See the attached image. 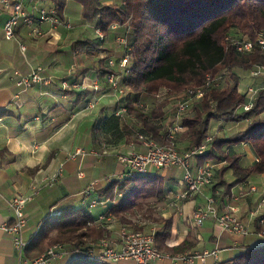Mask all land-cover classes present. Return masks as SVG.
<instances>
[{
  "label": "crops",
  "instance_id": "obj_1",
  "mask_svg": "<svg viewBox=\"0 0 264 264\" xmlns=\"http://www.w3.org/2000/svg\"><path fill=\"white\" fill-rule=\"evenodd\" d=\"M24 4L34 12L35 6L51 7L48 0H24ZM82 9L80 2L68 1L64 19L72 24V28L43 24L39 26L42 34L35 35L31 26L21 25L15 37L7 39L4 25L12 9L0 3V264H22L26 257V247L18 250L12 235L4 229L5 224L13 221L11 200L19 194L32 193V186L57 170H63L60 181L53 187H43L26 204L28 225L20 237L28 244L38 231L42 217L58 199L71 194L81 202L92 183V194L101 200L89 208L94 217L98 218L108 213L112 206H121L124 202L125 191L118 192L114 200L101 198L100 194L113 181L119 182V186L125 184L126 168L117 155L131 150L129 144L133 138L129 139L124 125L134 130L138 125L127 116L120 97L108 84L102 83L96 73L98 60L104 54L90 48L83 53L72 47L77 39L97 40L94 25L82 20ZM122 32V26H115L105 41L104 47L115 51L112 58L116 60L122 54L114 39L118 40ZM39 66L42 67L41 74L52 77V82L34 83L29 88L17 85L16 80L20 76ZM67 89L75 93H66ZM82 93L83 99L78 97ZM179 96L163 90L151 97L155 103L166 101L163 109L168 117L164 124L168 129L175 122L183 123L176 116ZM261 118H264V113ZM246 124L217 122L213 124L212 133L229 136L244 129ZM180 141L181 145L179 142L178 145L185 148L187 142L181 138ZM236 148L243 153L242 166H250L258 160L249 143ZM136 149H143L139 141ZM79 150L81 152L77 154ZM207 163L216 171L225 164L219 159H211ZM161 170L154 169L152 173L164 178L165 195L161 199L139 200L134 211L123 212L128 219L126 224L116 218V222L107 227L113 238L119 239L122 226L132 229L143 226V230H149L154 225L161 230L162 224L153 220L172 218V236L166 244L177 246L189 238L195 245L184 253L218 252V257L209 255L204 261L196 259L190 263L165 257L151 264H218L232 260L247 247L264 245V236L256 231L258 215L264 214V208H258L264 198V173L234 187L231 195H223L224 186H214L206 187L202 193L192 197H181L185 190V170L180 167ZM227 177L230 179V174ZM251 185H256V192L250 190ZM211 193L217 196L218 212L233 208L235 215L247 224L248 234L223 230L214 218L206 220L201 227L195 225L194 210ZM118 264L138 263L123 259Z\"/></svg>",
  "mask_w": 264,
  "mask_h": 264
},
{
  "label": "trees",
  "instance_id": "obj_2",
  "mask_svg": "<svg viewBox=\"0 0 264 264\" xmlns=\"http://www.w3.org/2000/svg\"><path fill=\"white\" fill-rule=\"evenodd\" d=\"M48 1L64 19L69 0ZM75 1L82 4V20L94 25V30L100 29L107 38L115 26H122L129 39L130 62L124 69L110 66L109 60L114 53L104 47L106 38L104 42L97 37V40L84 38L72 43L74 49L83 53L90 48L104 54L96 69L100 80L108 84L106 76L114 73L128 90L120 97V102L126 107L127 116L138 125L136 130L124 125L129 139H136L138 130L160 144L170 142L169 129L164 124L168 117L163 109L166 101L155 103L151 97L164 89L179 96L190 87L203 85L207 76L220 84L219 79L225 74L227 79L223 86H210L200 101L181 114L187 129L176 134L175 142L179 150L185 151L200 147L208 137L211 138L208 149L195 156L194 162L198 165L211 159L225 162L218 171L215 170L213 183L206 186H224V196L231 195L234 187L264 173V118H261L264 113V73L252 106L246 110L249 98L241 89L242 79L238 72L251 74L253 69L264 65V49L255 45L251 51L242 52L232 41L256 42L260 34H264V0ZM211 9H215V13L204 15ZM120 54L124 56L125 50ZM66 93L75 91L67 89ZM78 97L83 99V93ZM217 122L247 124L244 129L225 136L212 133L213 124ZM179 137L187 142L185 148L180 147ZM243 143L251 145L258 159L247 167L241 165L243 153L236 148ZM124 181L121 186L113 181L100 194L101 198L114 200L118 192L125 191L123 204L112 206L109 211L122 224L128 222L123 212L134 211L139 200L161 199L165 195V182L160 174H142ZM211 194L217 201V196ZM92 207L77 202L71 194L58 199L42 217L38 231L25 248V256L34 258L50 245L62 243L73 255L64 264H114L101 256L102 250L98 246L95 247V256L91 258L89 254L92 243L103 237L112 238L108 228L95 223L97 217L89 209ZM57 211L61 213L58 215ZM263 217L264 214L258 215L257 232L264 230V223L260 222ZM153 221L162 224L161 230L156 232V244L162 251L175 255L194 247L189 238L177 246L166 244L172 236V218ZM141 227L134 229L143 230ZM218 264H264V245L247 247L232 260Z\"/></svg>",
  "mask_w": 264,
  "mask_h": 264
},
{
  "label": "built area",
  "instance_id": "obj_3",
  "mask_svg": "<svg viewBox=\"0 0 264 264\" xmlns=\"http://www.w3.org/2000/svg\"><path fill=\"white\" fill-rule=\"evenodd\" d=\"M0 3L4 4L6 8L12 9L4 25V32L7 39L14 38L16 29L23 24L31 26L35 35L42 34V30L39 26L43 24H49L53 27L60 25L66 28L72 27L69 21L58 15L54 7L37 8V6H35L34 9L36 11L34 12L26 8L24 0H0ZM95 33L98 35L97 37L100 41L104 40V33L100 29L96 28ZM232 41L236 48L242 52L251 51L255 45L264 49L263 33L260 34L256 42L245 39H233ZM122 42L126 44L124 49L125 54L118 60L111 58L109 60L110 66H119L123 68L128 65L130 60V48L127 41L122 40ZM22 48L23 50L25 49L23 45ZM41 71L42 67L39 66L31 73L20 76V78L16 80L17 85L29 88L34 83H49L53 81L52 77L43 76ZM262 72H264V65L256 67L251 73L253 76H257ZM106 80L109 87L118 97H123L127 94L128 90L122 86L118 75L114 73L108 74ZM96 84H98V80L95 82V86L97 87L98 85ZM217 84L218 83L215 81L213 82L210 76H207L203 85L188 88L177 100V118L182 120L181 114L188 111L195 103L200 101L210 86ZM164 92L167 93V89H164ZM255 94L256 90L250 88V92L247 94L249 101L245 105L246 110L251 108ZM186 129L187 127L184 126L183 123L175 122L174 125L169 128L168 136L171 141L166 144H160L153 139H149L137 130V138L132 140L129 144L131 150H129L128 153H119L117 155L119 162L126 168L124 179L132 180L142 174H151L154 169L180 167L185 170L183 179L185 190L181 194V197H192L201 193L204 187L213 183L215 169L214 166L209 165L207 162L198 165L195 164L194 160L195 156L202 154L208 149L211 138L208 137L207 142L200 147L181 151L175 142V137L177 133L184 132ZM137 141L142 144V150L136 149ZM80 152L81 150H79L77 154ZM62 175L63 170L59 169L52 176L44 178L39 184L32 186V193L19 194L11 200L10 205L14 211L13 221L9 224H5L4 229L12 235L18 250L22 251L28 245V242L23 241L20 237L21 232L25 230L28 225V215L26 213L27 202L34 198L43 187L55 186L60 181ZM250 190L256 192V185H251ZM92 192L93 183L92 186L84 192L81 201L84 204H89L94 207L98 203H101V200H98L96 195L92 194ZM122 195L123 194H120V196ZM258 208H264V198L259 202ZM233 210V208L228 207V211L219 213L215 197L209 194L206 196L205 202L197 204L193 213L194 223L197 227H201L206 220L214 218L223 230L242 235L248 234L249 229L247 224H245L239 216L235 215ZM56 213L59 215L61 212L57 211ZM114 222H116V219L111 212L101 214L95 220L98 226L100 225L106 228L114 224ZM260 222L264 223V217L261 218ZM156 232L157 228L154 225H152L148 231L135 230L128 226H122L119 232V239L103 237L97 243H92L93 248L89 250V254L91 258L95 256V247L98 246L102 250L101 256L107 258L114 264L123 259L134 260L138 264H151L165 257L190 263L194 262L196 259L204 261L205 257L209 255L218 257V252L216 250L211 252L204 251L203 253H180L175 255L170 252H164L156 244ZM259 235L264 236V230L259 232ZM71 254L67 246L62 243H57L49 246L45 252L34 258L25 257L22 264H64Z\"/></svg>",
  "mask_w": 264,
  "mask_h": 264
},
{
  "label": "rangeland",
  "instance_id": "obj_4",
  "mask_svg": "<svg viewBox=\"0 0 264 264\" xmlns=\"http://www.w3.org/2000/svg\"><path fill=\"white\" fill-rule=\"evenodd\" d=\"M215 9H211V10H209V11H207V12H205L204 13V15H209V14H213V13H215ZM72 28V27H71ZM96 34V33H95ZM97 35V34H96ZM120 35H122V36H120V37H118V40H116V38L114 39L115 40V42H116V45L118 46V48L120 49L119 50V52H121V49L123 48V49H125V46H126V44L125 43H123L122 42V40H125V41H127L128 42V38H126L125 37V34L122 32ZM98 36V35H97ZM104 38H106L105 37V34H104ZM105 40V39H104ZM104 40L103 41H100V42H104ZM106 41V40H105ZM106 44H104V46H105ZM113 51H114V49H113ZM114 54H116L115 53V51L113 52ZM129 62H130V60H129ZM129 62H128V64H129ZM128 66V65H127ZM126 66V67H127ZM126 67H123V69L124 68H126ZM122 68V67H121ZM239 72V74H241V79H242V85H241V87L243 88V92H245V93H249L250 92V88H253L254 90H256V89H258L260 86H261V75L264 73V72H262L260 75H258V77L256 76V77H254L253 75H252V73L250 74V72H244V71H238ZM226 79H227V76L224 74V75H222V77L219 79V81L221 82L220 84L223 86L224 85V82L226 81ZM219 84V85H220ZM128 92V91H127ZM162 169H166V168H162ZM163 170H161L160 169V172H162ZM144 231H148V229H145ZM52 245H54V244H52ZM51 246V245H50Z\"/></svg>",
  "mask_w": 264,
  "mask_h": 264
}]
</instances>
